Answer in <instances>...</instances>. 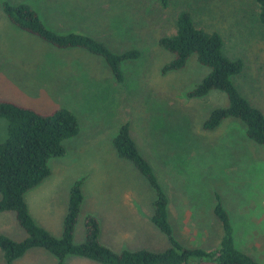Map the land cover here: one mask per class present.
Returning a JSON list of instances; mask_svg holds the SVG:
<instances>
[{"label":"rangeland","instance_id":"1","mask_svg":"<svg viewBox=\"0 0 264 264\" xmlns=\"http://www.w3.org/2000/svg\"><path fill=\"white\" fill-rule=\"evenodd\" d=\"M2 2L25 4L54 32L85 34L114 53L133 49L138 55L120 61L118 81L100 56L81 47L57 48L11 24ZM180 11L195 27L217 32L223 53L241 61L233 84L264 116V25L254 0H0V99L39 113L65 108L78 127L62 140L63 152L47 160L49 174L23 197L32 219L59 237L69 188L79 180L73 242L83 240V219L92 215L98 241L112 251L170 246L149 220L153 188L112 146L126 123L166 199L173 240L185 247H217L219 203L236 247L264 264V145L249 139L236 118L202 129L208 112L227 99L218 90L185 97L208 72L194 55L179 69L161 71L172 56L157 40L175 31ZM5 127L0 117V141ZM0 233L25 237L8 211L0 212ZM0 264H57V259L34 247L9 263L0 251ZM61 264L101 263L67 255Z\"/></svg>","mask_w":264,"mask_h":264},{"label":"trees","instance_id":"2","mask_svg":"<svg viewBox=\"0 0 264 264\" xmlns=\"http://www.w3.org/2000/svg\"><path fill=\"white\" fill-rule=\"evenodd\" d=\"M158 1L161 4L166 2ZM254 4L256 18L264 25V0H254ZM2 10L11 24L57 48L81 47L100 56L118 81L120 61L138 55L133 49L114 53L85 34L54 32L42 23L34 10L22 3L9 5L2 2ZM157 44L172 56L162 66V72L181 68L190 55H194L198 63L208 68V72L199 82L185 92V97H203L211 90L225 94L227 105L215 107L208 112L201 123L203 130H212L223 119L232 117L244 124L245 135L249 139L264 145V116L233 84L232 76L240 71L241 61L228 58L223 53L222 40L217 32L195 27L187 12L180 11L176 16L175 31L159 37ZM0 117L6 121L5 137L0 141V212H12L25 232V237L21 240H14L0 233V251L6 263L20 257L28 249L38 247L53 255L57 264H61L67 255L84 257L101 264H260L251 255L236 247L227 212L219 203L214 206V214L219 219L222 231L217 247L209 250L185 247L173 240L167 221L166 199L148 161L138 152L130 137L126 123L116 130L111 139L112 146L119 157L131 161L153 188L155 198L149 220L166 236L170 246L160 251L144 248L112 251L98 241L99 226L92 215H86L83 219V240L73 242L72 232L81 202L79 180L69 188L61 235H51L32 219L23 196L49 174L47 160L63 152L62 140L77 133L76 118L65 108L39 113L2 99Z\"/></svg>","mask_w":264,"mask_h":264}]
</instances>
